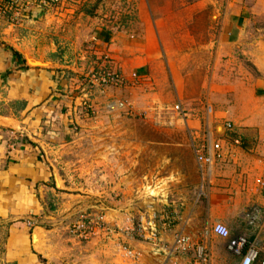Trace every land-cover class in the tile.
<instances>
[{"label": "rangeland", "instance_id": "rangeland-1", "mask_svg": "<svg viewBox=\"0 0 264 264\" xmlns=\"http://www.w3.org/2000/svg\"><path fill=\"white\" fill-rule=\"evenodd\" d=\"M233 11L243 17V34L264 35V0H0V118L9 117L1 119L0 169L15 162L8 146L22 143L19 156L35 170L25 176L28 211L0 221V261L11 223L43 242L31 240L40 264H137L138 251L139 262L171 264L187 220L196 225L191 238L203 234L225 247L211 231L221 220L209 217L193 154L201 130L187 121L204 119L205 102L227 112L245 97L226 73L238 64L253 73L243 43L228 64L222 41L221 70L214 76L213 69L227 34L219 21ZM149 49L161 52L163 90L122 72L120 62ZM105 73L117 78L104 80ZM224 212L231 233L238 225L252 232L246 219ZM258 228L263 245L264 224ZM149 245L168 246L164 258L144 257Z\"/></svg>", "mask_w": 264, "mask_h": 264}, {"label": "crops", "instance_id": "crops-1", "mask_svg": "<svg viewBox=\"0 0 264 264\" xmlns=\"http://www.w3.org/2000/svg\"><path fill=\"white\" fill-rule=\"evenodd\" d=\"M235 11L223 15V19L219 21L220 27L225 29L227 34L224 35V40L221 37L218 39L219 47L215 51L216 56L214 57L213 69L214 76L221 70L218 65L221 63L222 41L228 42L230 47L228 51L229 59L225 60L228 64H231L234 60L236 62V51L233 47H236L237 43H243L244 46L242 44L243 47L239 50H241L245 59L251 63L253 73L249 70H244L242 64H238L239 66L236 68L229 66V70L226 73L229 72L231 75L230 79L232 77L237 82L234 84V88L232 87L234 94L237 91H242L245 97L244 99L242 96L241 99H234V102L229 104L227 112L225 110H218L213 104L205 102V109H203L204 119L201 121V117H198V122L195 118L186 121L192 127H197L198 131L201 130V134L196 132L198 134L197 145L202 143L199 139L203 138L207 126L212 130V125L217 123L216 127L221 128L220 131H214L212 137L220 140L222 156L211 162L209 175L202 174L204 176L202 185L207 184L205 202L210 207L209 217L212 219H220L221 221L216 222L226 223L225 225L229 227L231 223L225 220L224 210L228 208L233 210V213L237 217L246 219L247 225L253 228V230L250 232L243 225H238V229L234 233L230 231V238H234L237 235L244 236V232H249L247 233L248 238H246L258 247H262L264 244L260 245V241L262 240L260 233L263 230L258 228V224H264V186L259 182H264V35L256 36L252 33L243 34L245 29V24L242 22L243 17ZM151 35H153L151 37L152 40L157 34L151 33L149 36ZM160 56L161 52L158 50L149 49L145 51L144 55L138 58H129L132 61L131 64L122 65V62H120V66L125 76L132 73L137 76L141 75L150 84H155L158 90H163L165 88L164 86H166L167 72L164 70V63L160 59ZM147 65L148 70H150L148 73L144 69ZM172 72L174 71L170 69L171 74ZM39 77H43V75L39 74ZM190 86L192 85L190 84ZM176 88L178 90L181 87ZM158 95L160 97L161 94ZM189 115L187 113V119L190 117ZM1 119L2 121L3 119L7 121L9 117H1L0 125L2 122ZM225 122L232 123L233 127L226 129L224 127ZM8 147L10 149V151L7 149L8 154L11 155V159L15 162L8 163L6 172L0 169L2 176L0 182V221L6 220L5 218L13 216L17 212L25 213V211H28L29 208L25 207V176L27 173L30 172L32 174L35 171L33 169L34 164L26 163L25 159L21 160L22 157L19 156V153L25 152L18 150L21 147L25 149L22 143H19L18 146L15 145L16 148L11 145ZM5 148L4 141L1 140L0 136V153H3ZM36 174H39L38 169ZM20 184L21 186L19 188ZM240 202H245L247 208H243L245 205L240 207ZM213 208L217 209L213 210ZM248 209L249 211L247 212ZM195 228L196 225L194 223L192 227L188 220L184 221L180 229L181 233H177L175 239L177 236H183L190 240V244H205L209 255V264H235V262H238V258L234 257L226 249L229 239H222L226 242L225 247L218 248L215 246V240L212 237H205L202 234V237L204 236L203 238L199 237L196 240L191 238L189 235L195 233ZM5 230V239L3 240L4 252L1 257L2 261H0L5 263L0 264H40L36 254L31 250V240L33 243L35 242V234H33L31 239L28 233L26 234L25 229L18 228L15 223H11ZM39 235H42V233L39 232ZM175 239L172 246L170 245V248L176 252V255H173L170 263L172 264L174 261H184L192 258L194 249H187L185 253L177 251L174 249L176 248ZM42 244L43 242L41 241L35 245L40 247ZM167 247L160 245L157 251L149 245V247L144 248V257L155 258L157 256L158 258H164V255L162 256L161 253L167 251ZM134 248L136 251L139 249L138 247ZM137 253L138 257L136 256L137 260H135L137 264H148L146 262H139L143 252L138 251ZM255 264L259 263L256 262Z\"/></svg>", "mask_w": 264, "mask_h": 264}, {"label": "built area", "instance_id": "built-area-1", "mask_svg": "<svg viewBox=\"0 0 264 264\" xmlns=\"http://www.w3.org/2000/svg\"><path fill=\"white\" fill-rule=\"evenodd\" d=\"M104 77V80H108L110 78L115 79L117 78V75L105 73ZM173 108L175 111L180 112L184 117L187 116V113L183 110L180 103H176ZM216 126L217 123H214L211 128L212 130H210L207 126L203 138H200L202 143L193 147V154L199 165V170L202 174H206V176L209 175V167L211 162L221 158L222 156V146L220 140L217 138L214 139L212 137L213 132L218 131L219 129V127ZM224 127L226 129H231L233 125L230 122H225ZM259 182L262 186H264V182ZM84 223L90 224L89 220L87 219H85ZM76 227L79 228V226H75V230H77ZM72 228L74 229V227ZM211 231L215 236L221 239H229L226 249L234 257L238 258V262H235V264H255L256 262L259 264H264V246L258 247L242 235H237L234 238H230L231 233L229 228L221 222L214 223L211 227ZM149 238L154 242V235H149ZM175 243L177 251L184 253L187 251V249L193 248L194 255L188 260L174 261L172 264H209V255L205 244H190V240L183 236H177ZM130 253L131 252L128 251L125 253V255L130 256Z\"/></svg>", "mask_w": 264, "mask_h": 264}, {"label": "trees", "instance_id": "trees-1", "mask_svg": "<svg viewBox=\"0 0 264 264\" xmlns=\"http://www.w3.org/2000/svg\"><path fill=\"white\" fill-rule=\"evenodd\" d=\"M105 38H107V37H105ZM15 55H16V56H18V55H20V54H19V53H17V52H15Z\"/></svg>", "mask_w": 264, "mask_h": 264}, {"label": "bare ground", "instance_id": "bare-ground-1", "mask_svg": "<svg viewBox=\"0 0 264 264\" xmlns=\"http://www.w3.org/2000/svg\"><path fill=\"white\" fill-rule=\"evenodd\" d=\"M219 130H221V128L219 127ZM37 236V235H36ZM42 236V235H41ZM38 237H40V236H38Z\"/></svg>", "mask_w": 264, "mask_h": 264}]
</instances>
